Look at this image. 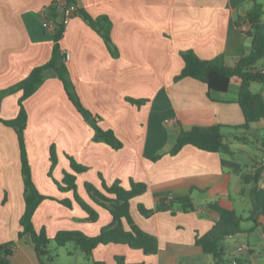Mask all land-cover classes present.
<instances>
[{"label": "crops", "instance_id": "1", "mask_svg": "<svg viewBox=\"0 0 264 264\" xmlns=\"http://www.w3.org/2000/svg\"><path fill=\"white\" fill-rule=\"evenodd\" d=\"M51 2L0 0V91L51 60L54 36L42 26V21L52 18L48 14ZM74 2L96 26L80 15L72 17L60 39L63 60L70 55L64 63L81 103L98 118L101 128L115 133L122 147L115 150L94 141L95 131L66 96L62 82L49 71L42 86L23 102L28 117L24 131L28 162L32 171L38 161L41 171L48 172V154L54 146L59 162L56 178L62 180L60 173H75L70 158L87 168L75 173L77 190H86L85 184L101 189L102 180L107 185L117 180L126 190L132 182L144 183L145 191L129 201V213L136 226L157 239L158 250L144 254L122 243H99L86 260L73 244L68 254L80 264H119L117 257L126 264H213V257L202 251L196 238L218 220V213L208 207L218 204L245 218V232L222 241L228 264H264V218L258 219V226L246 219L257 216L255 189L264 187V119L251 123L248 131L234 128L244 123L237 103L238 78L232 79L227 93L209 92L204 83L191 77L174 81L184 68V51H192L201 60L219 58L233 66L252 47L264 46V15L256 31L243 23L249 27L243 33L237 24L256 3L264 9V0ZM104 27L109 41L102 35ZM257 67L262 70L264 62L259 60ZM250 89L264 100V83L253 81ZM21 95L17 90L0 96V120L17 116ZM128 99L143 103L136 105ZM192 126H220L229 135L231 153L186 145L171 155L179 130ZM13 129L0 123V243L12 241V264H39L31 238H19L25 203L20 148ZM258 169V185L245 184L242 175ZM49 189L51 193L42 195L53 199L42 201L32 218L36 232L44 228L51 239L62 231L93 237L112 222L108 210L80 197L98 213L96 221L88 222L77 203L71 207L59 203L71 200L72 192ZM166 197H189L194 210L175 214L166 210L150 216L139 210V206L151 210ZM122 226L129 230L126 221Z\"/></svg>", "mask_w": 264, "mask_h": 264}, {"label": "trees", "instance_id": "2", "mask_svg": "<svg viewBox=\"0 0 264 264\" xmlns=\"http://www.w3.org/2000/svg\"><path fill=\"white\" fill-rule=\"evenodd\" d=\"M67 3L75 4V0H66ZM49 16L61 20V12L51 4L48 12ZM77 15L83 17L90 26H96L95 21L92 20L87 13L83 10L77 9ZM264 15V9L260 4H255L249 9L245 16L241 18L237 24L238 26L243 23H249L251 28L255 31L261 24V18ZM103 37L109 41L107 35V27L101 28ZM64 28L59 25L54 36L55 44H53L52 58L45 65H39L32 69L26 79L18 82L16 85L11 86L3 91H0V96L9 94L13 91H21L22 95L19 100V111L15 118L11 120H0L6 126L14 128L17 135V140L20 148L21 160V177L24 186V203L25 210L22 218H20V225L22 231L19 233V238L29 236L33 245L34 251L39 260V264H55V258L52 254L50 243L52 241L42 228L36 232L32 218L36 212L39 204L47 199H53L39 193L35 183L32 180L31 166L28 162L26 155V145L24 140V131L27 129L28 117L25 111L23 102L29 98L34 92L42 86L44 79L49 71L55 73L58 79L63 84V90L72 104L78 110L77 112L83 117L84 121L89 123L95 131L94 141H102L112 149L118 150L122 147V142L115 136L112 130H106L98 125V118L93 116L88 109L79 100L74 91V85L69 78L68 70L63 60L62 51L60 47V39L63 35ZM184 61V68L178 76L174 78L177 81L183 77H191L197 81L204 83L208 91H216V93H227L231 87L233 78H238L240 86L238 90L237 103L244 116V123L234 128L248 131L250 124L258 120L264 119V100L260 93L252 92L250 83L253 81H261L264 83V74L257 67L258 61L264 57V46L252 47L251 53L238 58L233 66H228L222 59L216 58L212 60H201L192 51H184L181 53ZM128 102L139 105L142 100H130ZM229 135L223 133L220 126H195L188 130L180 129L178 137L176 138L175 145L169 151L171 155L177 154L184 146L192 145V147L214 153H231V149L227 139ZM55 147L52 146L50 150V172L53 171L57 164L55 155ZM70 166L75 173H83L87 170L70 158ZM75 173L65 172L61 180V184L57 183L58 189L61 192H72L73 198L71 200L65 199L59 201L60 204L71 207L72 202H75L87 214L86 220L94 222L98 218V213L91 208L87 203L80 199L76 191V175ZM260 177V169L255 170L252 175H242L245 184L254 182L258 185ZM85 188L96 204L101 205L109 211L112 216V222L104 227L97 236L89 237L78 231H62L55 235L54 242L57 247H65L67 244L72 243L78 247L80 253L86 260H90L91 251L100 243H122L133 249H141L144 254H154L158 250L157 239L145 233L142 229L134 224V221L129 213V201L142 194L146 185L144 183H131L128 190L120 185L119 181H114L111 185L105 182L101 183V189L96 188L90 184H85ZM114 196V197H109ZM256 201L259 205V212L257 216H249L247 220H253L256 226L259 225L258 219L264 218V187H256L255 189ZM194 203L189 197L179 198H162L155 207L151 210H145L143 206H139V210L145 216H150L159 211H170L175 214L177 211L191 212L194 210ZM212 210L216 211L219 215L218 220L214 226L208 230L204 235L196 238V244L201 246L204 253L213 257V264H228L225 259L224 248L222 241L228 236H236L244 233L242 222L245 218L238 215L233 210L221 208L218 204H208ZM126 221L129 230H125L122 222ZM12 241L0 243V264H12L10 256L13 255L11 245ZM119 264H126L121 257H117ZM99 264V262H93ZM143 264V263H140Z\"/></svg>", "mask_w": 264, "mask_h": 264}, {"label": "rangeland", "instance_id": "3", "mask_svg": "<svg viewBox=\"0 0 264 264\" xmlns=\"http://www.w3.org/2000/svg\"><path fill=\"white\" fill-rule=\"evenodd\" d=\"M260 62H264V58L260 59ZM240 138H243V136H240ZM249 138V136H248ZM250 145H252V143H250ZM49 155V154H48ZM50 157V156H49ZM48 157V159H49ZM57 158V157H56ZM39 160V159H37ZM59 163V162H58ZM57 163V165H59ZM41 164L38 163V161L36 162V171H32V178H34V181L36 182V184L40 187L39 190L41 191V193H51L50 191V186L55 187L56 190L58 188L57 183L61 184V179L60 178H56L55 177V169L57 167V165L54 167L53 171L50 172V166H51V162L49 159V170L48 172H42L41 171ZM62 174V176H64L63 173H60V175ZM58 177V176H57ZM57 182V183H56ZM42 189V190H41ZM84 189V188H83ZM82 188L78 187L77 190V186H76V191L77 194L83 199V198H88V201H92L93 203H95L93 200H91L92 198L89 196L87 190H83ZM60 191V190H59ZM61 192V191H60ZM63 193V192H62ZM45 196V194H44ZM49 197V196H48ZM85 198V199H86ZM45 200H52V199H45ZM44 200V201H45ZM96 204V203H95ZM72 245L71 243H69L66 248L65 247H57L54 239L52 238V241L50 243V247L52 249V254L55 258V264H80L79 259H77L76 256H70L68 253L70 250H72ZM90 264V263H87Z\"/></svg>", "mask_w": 264, "mask_h": 264}, {"label": "built area", "instance_id": "4", "mask_svg": "<svg viewBox=\"0 0 264 264\" xmlns=\"http://www.w3.org/2000/svg\"><path fill=\"white\" fill-rule=\"evenodd\" d=\"M51 4H53L61 12V20L60 22H58L57 20L48 17L44 21H42V26L47 33L53 35L55 34L59 25H61L63 28L67 26L68 22H70L72 17L76 15L77 8L75 4L67 3L66 0H52ZM248 28L249 27L247 24L240 25L241 32L243 33H246L249 30ZM69 60H70V55L66 54L64 56V61H69ZM261 73L264 74V68L261 70ZM261 154L263 157V161L261 164L262 167H264V149L261 151Z\"/></svg>", "mask_w": 264, "mask_h": 264}]
</instances>
